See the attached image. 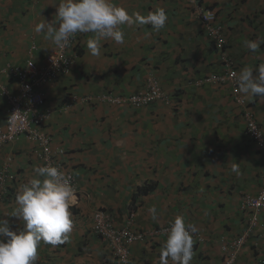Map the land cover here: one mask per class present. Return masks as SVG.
<instances>
[{"label": "crops", "instance_id": "1", "mask_svg": "<svg viewBox=\"0 0 264 264\" xmlns=\"http://www.w3.org/2000/svg\"><path fill=\"white\" fill-rule=\"evenodd\" d=\"M217 9L225 26L226 58L238 73L264 63V43L251 52L245 40H264V0H200ZM60 0H0V70L26 66L29 58L42 66L56 50L43 33L42 20L52 21ZM128 12L147 15L166 11L164 28L122 26L125 42L102 41L101 54L86 47L91 33H82L71 71L40 89L52 109L43 123L53 149L76 177L77 191L70 211L73 229L65 244L41 242L35 264H118L108 243L95 233L94 213L105 209L115 227L133 230L170 228L177 215L197 227L192 264H223L222 244L243 232L246 215L241 197L257 193L264 181V153L247 133L246 113L255 115L264 132V98L240 94L230 84L200 83L223 69L224 57L205 32L197 12L186 0H115ZM32 45L36 49L30 54ZM157 79L163 95L136 108L124 103L83 101L86 95L112 91L129 95ZM11 91L19 82L0 71ZM7 101L0 94V127ZM37 142L24 135L0 148V218L12 220L15 196L41 165ZM238 164L240 174L231 171ZM148 188L139 191L140 188ZM157 208L159 221L149 212ZM18 222L13 223V228ZM165 231L146 235L131 247L133 264H159ZM236 264H264V209L247 238Z\"/></svg>", "mask_w": 264, "mask_h": 264}, {"label": "clouds", "instance_id": "2", "mask_svg": "<svg viewBox=\"0 0 264 264\" xmlns=\"http://www.w3.org/2000/svg\"><path fill=\"white\" fill-rule=\"evenodd\" d=\"M186 3L195 9L202 25L203 21L200 14H198V6L215 11V24L222 26L225 38L223 46L220 47L217 39L203 25L205 32L212 37L216 51L224 57V61L222 71L210 73L201 78L199 82L230 84L235 99H239L240 94L264 98V63L258 65L257 75H254L256 67H244L238 73L234 62L225 57L227 54L226 29L219 20L217 9L204 5L200 0H197L196 5L189 4L187 0ZM54 6H56V12L52 21L42 20L36 24L34 31L38 34L43 33L44 39L50 40L56 48L61 50L70 47L72 38L76 34L91 33L92 35L86 41V47L92 56L101 54L102 41L111 40L117 44H123L125 42V32L122 30V26L124 25H151L153 31H159L165 27L168 20L166 11L163 8H157L147 15H142L139 12L130 14L125 7L117 5L115 0H60ZM261 43H264V40H245L244 42L251 52L259 51ZM227 63H230V68L236 72L232 73V76L235 77L234 81L212 80L227 76L230 72ZM155 80L158 81L157 79ZM148 83L149 81L147 80L144 90L140 89L129 95L115 94L112 91L100 94H111L114 97L125 99L115 103L120 104L128 100L132 106L140 108L154 102L155 99L137 106L129 98L133 94L145 92L148 89ZM158 83L160 85L159 81ZM235 88H237V91H235ZM100 94L86 95L85 97L91 96V99H99L97 95ZM91 99L86 100V102H90ZM100 101L107 102V100ZM249 117L256 121L257 128L261 133L260 140L255 138L249 131ZM245 123L247 133L258 149L264 153V147L261 144L264 143V132L254 113H246ZM33 171L35 175L16 192V207L10 216H6L13 219L0 218V264H35L38 259V250L41 242L50 244L53 247L65 244L68 242L69 234L73 229V218L70 208L77 190L73 187L71 177L66 175L60 167L48 163L35 166ZM231 171L239 175L238 164L233 163ZM263 188L264 181L257 193H246L241 197L240 208L246 215V226L242 233L232 238L229 242L222 244L221 248L224 253L223 264L227 257V251H225L224 246L230 245L232 241L244 236L245 241L238 252L239 255L247 238L258 226L259 213L264 209V205L257 210H251L243 207V201L247 195L258 196ZM149 212L152 215V219L158 222L160 214L157 208L153 206L149 209ZM254 213L257 215V219L255 224H252L251 219ZM16 222L18 224L13 228V223ZM156 230L165 231L166 234V239L160 248L159 264H192L195 256L193 237L198 232L195 225L187 223L184 216L177 215L170 228Z\"/></svg>", "mask_w": 264, "mask_h": 264}, {"label": "built area", "instance_id": "3", "mask_svg": "<svg viewBox=\"0 0 264 264\" xmlns=\"http://www.w3.org/2000/svg\"><path fill=\"white\" fill-rule=\"evenodd\" d=\"M35 1L36 0H32ZM189 4L196 5L197 0H187ZM198 14L203 21L204 27L217 39L218 45L221 47L225 42L222 32V26L215 24L216 13L213 10L204 9L203 6H198ZM82 33L76 34L71 41L70 47L66 49H58L49 53L46 57V62L39 66L32 58H29L26 66H5L0 71L10 77L15 78L18 82V89L11 91L5 83L0 80V94L5 97L7 101V117L4 127H0V148L4 145L16 141L20 136H25L29 141L37 142L41 149L37 151L38 158L41 165L46 163L60 167L66 175L71 177V182L75 190L76 180L75 175L71 170H68L63 165L60 156L63 155L64 149L59 147L53 149L51 136L44 130L43 123L49 118L52 109L46 105L45 95L40 87L59 75L68 74L78 55V43ZM36 45H32L30 54L36 49ZM229 73L227 76H221L220 79H212L215 81L233 80L235 77L232 73H236L234 69L230 68V63H227ZM228 78V79H227ZM237 91V88H235ZM163 95V91L158 81L149 78L148 89L145 92L133 94L129 100L134 105L140 106L144 103L158 99ZM100 100H107L108 102H120L119 97H114L111 94L97 95ZM91 99V96L85 97L84 101ZM249 131L257 138L261 139V133L257 128L256 121L249 117ZM263 144L264 147V143ZM6 175H0V191L6 190ZM2 192V193H3ZM264 205V188L258 196L247 195L243 201V207L257 210ZM257 215L254 213L252 217V224H255ZM93 229L96 234L105 240L111 251L113 252L118 264H133L131 247L134 243L144 241L146 235H154L161 230H133L129 226L115 227L113 224V217L110 212L98 209L94 213ZM244 236L240 237L230 245L224 246L227 251V257L224 264H235L238 252L244 243Z\"/></svg>", "mask_w": 264, "mask_h": 264}, {"label": "trees", "instance_id": "4", "mask_svg": "<svg viewBox=\"0 0 264 264\" xmlns=\"http://www.w3.org/2000/svg\"><path fill=\"white\" fill-rule=\"evenodd\" d=\"M149 188V187H148ZM147 187L146 188H140V190L139 191H141V192H143V191H145L146 189H148Z\"/></svg>", "mask_w": 264, "mask_h": 264}]
</instances>
